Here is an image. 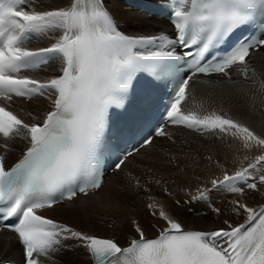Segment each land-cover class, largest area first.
<instances>
[{"label": "snow or ice", "instance_id": "obj_1", "mask_svg": "<svg viewBox=\"0 0 264 264\" xmlns=\"http://www.w3.org/2000/svg\"><path fill=\"white\" fill-rule=\"evenodd\" d=\"M167 4L175 30L171 38L125 35L103 0H70L67 7L43 11L26 10L25 0H0V101L5 102L0 104V148L7 150L8 141L19 136L29 142L11 167L0 155V219L16 218L5 226L18 234L25 264H40L39 258H50L61 239L69 238L82 242L94 264H264V207L238 203L247 223L211 232L185 230L161 208L158 215L166 227L158 236L146 239L136 225L139 239L126 247L37 214L101 187L100 148L109 112L123 107L137 73L169 80L171 91L161 114L166 124L223 133L246 149L264 147V138L240 122L216 112L201 116L185 110L195 77L222 74L231 78L229 70L239 66L248 78V58L264 49V0H167ZM242 29L253 31L241 35ZM51 34L55 35L48 46H26L33 35ZM141 44H157L158 50L147 55L134 52ZM176 46L184 51L178 52ZM217 49L224 54L217 56ZM52 57L61 61L54 78L40 81L27 75ZM187 58L191 59L185 63ZM49 91L54 95L52 110L42 123H26L9 110L14 97L31 100ZM155 135H165L163 126ZM122 163L120 158L114 167ZM257 165L264 169V155L212 184L223 183L237 191L231 182L251 176L249 169L256 170ZM260 179L264 183V176ZM206 195L201 192L200 198Z\"/></svg>", "mask_w": 264, "mask_h": 264}, {"label": "bare ground", "instance_id": "obj_2", "mask_svg": "<svg viewBox=\"0 0 264 264\" xmlns=\"http://www.w3.org/2000/svg\"><path fill=\"white\" fill-rule=\"evenodd\" d=\"M69 1L42 0L38 7L42 11L67 7ZM112 10L116 19L127 26L125 29L137 35L153 32L156 26L163 25L119 5L112 6ZM54 35L51 34L48 38L53 39ZM250 63L246 80L236 82L234 79L230 81L212 79L203 84L192 81L189 85V100L195 102L194 109L199 115L216 112L244 124L264 138V49L253 54ZM12 104L17 107L19 116L25 121L33 120L29 115H34L35 119L42 117L49 109L48 100L28 104L14 101ZM20 144L16 140L8 143L9 150L4 152L6 160L12 162L16 158L15 150L20 148ZM146 155L149 157L145 158ZM261 155H264V147L246 149L242 143L234 142L233 138L223 133L206 131L203 135H196L178 131L174 142L155 140L149 148L126 162L125 168L146 185V192H134L121 174L117 173L109 176L97 194L54 206L45 214L74 231L83 234L92 231L91 234L85 235L112 239L121 246L139 238L135 232L136 225L142 228L145 237L155 236L162 231L166 223L158 215L161 208L189 230L229 229V225L237 226L246 219V214L237 207L238 203L256 208L264 202L263 186L254 191H244L227 201L220 198L219 206L204 216H192L187 213V206H175L173 202L195 195L196 193L192 194V191L197 186L207 188L213 180L218 181L222 178L214 177L218 171H214L212 163L214 159L218 162L225 159L228 169H236L232 173L235 174L239 172L237 169L248 167ZM173 161H176L175 164ZM102 197L105 199L103 202L97 201ZM153 203L157 207L150 209L157 215L151 216L145 205ZM109 225L111 229H107ZM77 241L70 238L65 244V249L54 253L57 260L52 264H91L87 249L82 246L81 241H78L77 246ZM20 255L21 249L15 237L2 232L0 264Z\"/></svg>", "mask_w": 264, "mask_h": 264}, {"label": "rangeland", "instance_id": "obj_3", "mask_svg": "<svg viewBox=\"0 0 264 264\" xmlns=\"http://www.w3.org/2000/svg\"><path fill=\"white\" fill-rule=\"evenodd\" d=\"M227 143H228V141H226ZM234 142H238V143H240L241 144V142L240 141H238V140H235L234 139ZM226 143V144H227ZM225 144V145H226ZM229 148H231V144L229 145ZM150 156H151V154H150ZM149 157V155H146L145 156V158H148ZM175 162L176 161H173V163L175 164ZM222 162H223V164H222ZM213 163V166H214V171H216V170H218V171H216V173H215V175H214V177H216L215 179H218V178H223V176L225 175V174H227V175H231L232 173H234L235 171H236V169H228L227 168V163L225 162V159H223L221 162H218V160L216 159V161H215V159H214V161L212 162ZM222 164V165H221ZM219 167V168H218ZM221 169V170H220ZM241 170H243V168L242 169H237V171H241ZM221 172V173H220ZM225 173V174H224ZM222 174V175H221ZM218 175H221V176H218ZM218 177V178H217ZM199 186H197L193 191H192V194H195V193H198L199 191H201L202 190V188H198ZM192 190V188L191 189H189V192ZM163 192H164V194L166 193V191L165 190H163ZM104 197H102L101 199H99V200H97V201H99V202H103V200H105V199H103ZM182 201H183V198H182ZM178 202H179V200H175L174 202H173V204L175 205V206H179L178 205ZM184 205V204H183ZM135 212V211H134ZM167 213V212H166ZM168 214V213H167ZM169 215V214H168ZM151 216H153V215H151ZM169 216H171V215H169ZM172 217V216H171ZM122 223V222H121ZM111 225H109V226H107V229H111V227H110ZM87 234H91L92 233V231H88V232H86ZM86 233H84V234H86ZM99 233H103V232H100L99 231ZM111 235V234H110ZM113 236V235H112ZM79 241V240H78ZM77 241V246H78V242Z\"/></svg>", "mask_w": 264, "mask_h": 264}]
</instances>
